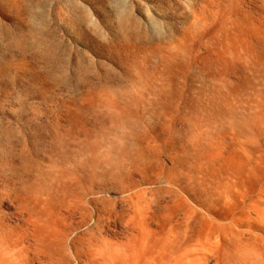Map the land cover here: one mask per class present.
<instances>
[{
	"label": "rangeland",
	"instance_id": "obj_1",
	"mask_svg": "<svg viewBox=\"0 0 264 264\" xmlns=\"http://www.w3.org/2000/svg\"><path fill=\"white\" fill-rule=\"evenodd\" d=\"M0 264H264V0H0Z\"/></svg>",
	"mask_w": 264,
	"mask_h": 264
}]
</instances>
